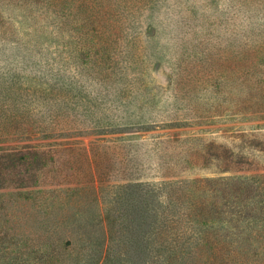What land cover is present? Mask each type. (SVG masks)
I'll list each match as a JSON object with an SVG mask.
<instances>
[{"label":"rangeland","instance_id":"rangeland-1","mask_svg":"<svg viewBox=\"0 0 264 264\" xmlns=\"http://www.w3.org/2000/svg\"><path fill=\"white\" fill-rule=\"evenodd\" d=\"M0 184V264H264V0H0Z\"/></svg>","mask_w":264,"mask_h":264},{"label":"trees","instance_id":"trees-1","mask_svg":"<svg viewBox=\"0 0 264 264\" xmlns=\"http://www.w3.org/2000/svg\"><path fill=\"white\" fill-rule=\"evenodd\" d=\"M0 187H1V184H0ZM205 211H206L205 207H201L200 210L198 211V213H199L198 216L202 217V216H206L207 214L210 215L209 212H205ZM209 217H211V216H207L204 219L206 220ZM240 221L241 220L238 219V221L233 224V229H235L237 234L230 236V238H234V240L240 239V237L243 236V234L245 232V230L241 229L240 226H239ZM210 236H211L210 233H208L207 235L203 236V240L210 241V239H211Z\"/></svg>","mask_w":264,"mask_h":264}]
</instances>
